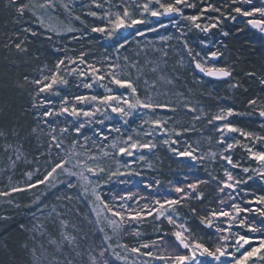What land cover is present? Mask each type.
<instances>
[{"label":"snow or ice","instance_id":"snow-or-ice-1","mask_svg":"<svg viewBox=\"0 0 264 264\" xmlns=\"http://www.w3.org/2000/svg\"><path fill=\"white\" fill-rule=\"evenodd\" d=\"M90 5L96 9L104 8V4L99 2V0H90ZM245 5L249 7H245ZM5 6L16 13L17 22H20L24 18L25 13L28 12L43 26V16L37 13V9H52L55 7V4L53 0H43V3H33L32 0H28V2H22V0H7ZM62 7L74 20L79 21L84 28H89L90 32L100 33L106 39L114 41L112 47L116 54V60L123 59L124 64L131 68H135L137 62H130L129 56L127 55L121 57V49H125L126 45L130 43L129 36H131L132 40H135L136 37L145 36L147 32L158 31V28L154 26L151 18H157V21H159L160 17L170 18V23L179 32V36L176 39L182 43L187 56L190 58L189 64L194 65L195 69L199 70L200 73L217 79L231 78L233 76V71L227 65H208V60L218 59L224 53L219 50H212L209 47L210 42L207 40L200 41L207 49L204 56H201L200 52L194 53V49L189 45L188 40L183 39L186 35L184 31L185 27L189 31L194 27L202 33L210 34L212 29L221 26L220 34L227 37L230 33L222 27L225 20L235 21L237 16H242L249 18L247 19L248 25L264 33V0H259V4L254 3V0H227L226 3L222 0L220 6L207 2V0H199V6L196 0H119L118 5H116L118 10L113 12L109 9L104 10L102 13L91 10L89 5H85V8L88 9L85 15L101 21L100 24L93 22L91 25H88L86 19L80 15H74L69 4H63ZM198 7L199 10L196 14L188 15L184 11L186 8L197 9ZM208 13H216L217 15L211 16ZM175 17H179L180 19L177 20ZM202 19H207L209 22L204 23L202 26L200 23ZM180 21H186L188 23L182 26ZM159 27L166 28L167 25L160 23ZM48 30H53L50 25L48 26ZM121 30L127 32V34H123ZM128 30H132V32H128ZM65 31L68 33L81 32V37L73 35L71 37L72 40H78L83 36V29L81 28L68 26ZM22 32L24 33L23 36L20 33H15L16 39L4 44V47L9 50L14 47L18 55L26 56L29 51L27 47V44L30 43L29 34L35 37L38 33L32 27H24ZM57 34L59 33L57 32ZM172 38L170 35L160 36V40L165 43ZM48 39L51 40V37L49 36ZM137 44H139V41H137ZM224 48L226 50L227 45H224ZM56 50L60 51V49ZM64 51L67 53L69 50L65 48ZM86 55L87 53L85 52H80L75 57L66 54L64 58L56 61L54 67L49 70V74L45 75L44 69H41L39 78L32 79L27 75L23 76V83L19 84V86L21 88L29 85L33 86L29 92L31 107L28 111L34 114L37 123L31 128V133L34 134L37 131L43 132L41 124L47 125L50 129L47 133L50 138L47 155H51L53 147L65 154L61 157L59 152L57 153V160L50 162L49 168L45 169V174L42 179H37L35 183H28L26 187H12L10 192H24L27 189L35 188L37 185L46 183L50 187H55L57 183H63L68 189L79 185L84 193H88L91 190L94 201L98 202L94 203L93 201H89V203L94 204L92 211L95 213V222L100 224L103 214V221L106 222V227L110 228L112 236H119L125 229H128L130 234L139 237L141 236V232L138 230L139 226L148 217H152L154 223L166 220L169 225L173 226L174 230L171 232V236L174 237V240L169 241L167 239L168 233L164 232L157 239L142 243L140 247L129 248L127 244L117 245L132 253L151 257L154 261L161 262V264H249V261L256 264L253 261V257H258L259 261L264 264V147L255 149L254 144L253 146H249L246 143L242 144L239 139L225 135L226 133H238L241 137L264 145V135H257L255 132L245 131L235 126L230 120V117L233 115H252L253 113H258V116L264 119V106L257 108V99L253 98L247 101V106L252 111L238 113L232 107H221L208 120V124L214 125L215 131L221 134L217 143L221 146H226L219 154L211 152L207 156L215 160L217 155H219V159L225 161L227 165H230L231 169H240L245 175L241 177L239 174H234L228 167H223V179L219 176L212 175L211 172L208 173L211 179L216 181V191L219 194L216 199L219 206L198 216L201 226L214 229L213 235L216 237L215 240L211 244H206L202 237L198 238L193 233L186 222H179L180 216L178 209L181 206L189 208L191 214L196 216V207H189L186 201L195 199L202 202L204 193L199 191V185L209 183L208 180L197 179L195 182H189L183 186L179 183L172 185L173 191L177 194L175 198L165 197L164 199H159L153 197L155 206L149 205L148 203H144L141 206L139 201H136V207H133L127 203V201L133 199L132 193H129L127 196H114L112 201H107L97 191L101 184L110 182L113 177L140 176L141 173L131 170L129 164L125 163L122 165L125 171L121 170V166H118L114 171H107V178L101 180L100 174L106 172L104 167L98 165L93 167L80 159H76L75 164L71 163L74 156H79V153L74 151L79 141L73 139L70 149L65 151L64 140L60 137L68 134L70 130L74 131L78 136L83 135L82 130L85 129L86 124L91 125L95 122L103 125L105 120H111L113 118L111 115L113 113L122 121L123 125H128L130 118L141 109H147L153 113V115L144 119L139 126L143 129L144 124H148L150 127L143 135L152 137V139L140 140L134 138L132 135H128L125 139H121L120 137L114 138L110 146L115 150L114 154L116 156L136 157L140 153L138 160L144 161L146 156L143 154V150L147 149L149 152H152L156 149L157 143L154 142L156 140L154 133H160L166 137L162 139V144L177 156L190 157L192 161H203L206 158L204 155H196L195 153H197L198 149L191 144H187L183 150L174 147L179 140L173 139V135L179 138L182 132L175 128L169 130L167 124L170 118H161L154 115L157 109L164 108H168L174 113L176 111L175 107L156 101L151 96L141 98L137 82L128 78V74H121L117 71V68L120 66L119 64L107 63L106 70L102 74L101 68L97 67L96 63H89L85 59ZM164 55L167 56V52H164ZM104 59L111 61L112 57L105 56ZM183 64L184 61L181 60V65L183 66ZM80 65H86V68H81ZM152 70L156 71L155 68ZM247 75L252 77L255 73L249 72ZM68 76H75L78 79L79 84L77 86L91 90L94 86L98 85L104 91L101 94H73L71 97L69 95L62 96L60 88L61 86L67 87L69 85ZM106 78L108 82L104 83ZM161 79L163 80L164 77L161 76ZM144 83L148 84V81L145 80ZM168 83H172V81L168 80ZM260 83L264 84V77L260 78ZM155 85L156 82L153 81V89ZM229 86L234 89L242 87L239 82L232 83ZM120 89L125 91H118ZM244 90L247 91L246 88ZM53 97L58 98V101L53 99ZM184 107L190 113L197 111L190 104H185ZM97 114L102 116L103 119L96 120ZM60 117L66 118L65 126L59 128V135H57L56 125L60 123ZM69 117L71 119H67ZM49 118H54V122H51ZM200 119L201 116L199 115L193 116L194 121ZM217 121L221 122L219 127H216L214 124ZM261 127H264V124ZM189 130L188 128L183 129L184 132ZM111 131L120 133L121 127L113 125ZM133 131L136 132L137 130L133 129ZM137 134L139 135V133ZM3 135L5 133L0 132V136ZM13 135L19 136V132L14 130ZM94 135L102 137L104 140L108 139V136L99 129L96 130ZM89 139L91 137L84 135L85 141ZM93 143L95 144L94 140ZM238 145L246 151L251 160L257 162L258 166H243L239 161H234L232 150ZM79 146L85 147L82 144ZM6 147L10 148L11 145H7ZM105 147L108 146L105 145ZM41 155H45V153H41ZM104 155L108 156L110 154L104 152ZM16 159H20L19 154H17ZM95 159V156H88V160ZM117 164L119 165V161H117ZM36 172H39L38 168ZM85 173L90 175H86ZM33 175L34 173L32 171L26 173L29 181L32 180ZM61 175L65 177L64 180H59ZM91 177H95L96 179L93 180ZM256 179L261 182V193L258 194L251 189L242 187L243 185H247L249 181ZM120 182L124 183L125 181ZM154 184L156 187H159L161 182L156 180ZM153 187L154 185L152 183L145 184L146 189H152ZM10 192L0 191V196L10 195ZM240 193H243V195H240ZM44 195L45 193H41V195L35 196L33 203H39L41 197ZM238 196L239 200H237ZM65 198L71 199L70 196ZM57 199H60V197H57ZM117 199L120 201L119 203L116 202ZM140 199L146 200L147 197H141ZM44 207L46 208L47 205H44ZM52 213H56V218L61 216L55 208L48 215L51 216ZM89 222L91 223V221ZM59 223L65 228L67 227V221L60 219ZM20 227L23 229L24 225L21 224ZM37 227L43 228V225H37ZM234 228L237 230L234 231ZM155 230L157 232H163L159 223L155 224ZM98 231L104 233L99 251L95 252L94 249L89 250L87 264H113V261L106 255L110 250H112V254L116 259H124L125 257L115 252L111 244L112 236L108 235L105 227H100ZM256 233H259L261 237L259 246L251 247L249 250L245 246L251 244L253 239L252 234ZM60 236L61 240L58 242L54 239L49 241V243L55 245L58 252L67 245L75 251L76 257L82 255L77 250L78 243L75 235L67 231H62ZM22 247L29 249V244L26 242ZM141 248L149 250L142 253ZM181 248L184 250L183 252L178 250ZM41 249H43V245H41ZM150 249H158V251L154 252ZM30 251L33 258L32 264H49L44 251H41L39 255H37V249L35 247H32ZM228 257H231V259L229 260ZM53 264H60V262L56 261L55 256H53ZM63 264H74V261L69 259L64 261ZM81 264H85V262L82 260ZM146 264H149V262H146Z\"/></svg>","mask_w":264,"mask_h":264},{"label":"trees","instance_id":"trees-1","mask_svg":"<svg viewBox=\"0 0 264 264\" xmlns=\"http://www.w3.org/2000/svg\"><path fill=\"white\" fill-rule=\"evenodd\" d=\"M28 2V0H22ZM199 6V0H196ZM207 2L221 5L222 0H207ZM226 3L227 0H224ZM7 0H0V132L5 135L0 136V151L18 144L22 150L34 156L39 153V161L45 166L42 170V176L45 174V169L49 168L50 162L57 160L56 153L52 150L51 155H47L49 140L42 136L40 131L31 133V128L36 125L37 121L34 114L30 111L29 92L32 90L31 85L21 88L19 84L23 83V76L27 75L30 78H39L41 69H44V74H49L58 59L64 58L70 50L85 51L88 55L98 57L100 52L111 49L110 45L102 41L101 35L98 33L88 34L87 36L76 40L75 43L69 45L68 52L57 51L58 41H67L68 36L64 35H49L43 27L38 23L35 17H32L28 12L24 18L17 22L16 13L7 8L5 5ZM254 3L259 4V0H254ZM245 7H249L245 5ZM197 9H185L188 15L196 14ZM215 16L216 13H208ZM235 15V14H234ZM168 19V17H165ZM246 17L237 16L235 21L225 20L222 27L229 31V36L225 37L220 34V27L211 30L208 36L200 32L198 29H193L191 32H186L185 39L193 47L194 51L202 50L205 54L207 50L201 46V38L210 37L216 41L215 47L212 50H219L224 53L218 59L211 60V63L217 66L227 65L232 71L231 78L217 79L208 77L195 69L194 65L188 63V75L185 76V81H181L185 88H190L196 91L200 98L204 99L207 105L209 114L214 110H219L221 107H232L235 110L242 112L252 111L247 106L249 99H257V108L264 106V84L260 83V78L264 77V35L250 28L247 24ZM24 27H32L37 31L38 35L33 37L29 34L30 43L27 44L28 54L26 56L18 55L14 47L11 50L6 49L4 44L15 40V33L24 35L22 29ZM170 33L174 36L173 43L176 48L181 47L182 43L176 39L177 32L174 28H169ZM51 37V40L48 37ZM224 45H227L225 50ZM61 49H65L60 47ZM255 73L249 77L247 73ZM190 73L192 75H190ZM239 82L242 87L231 88L229 85ZM247 89L245 91L244 89ZM73 89V88H72ZM235 123L239 126L257 130L264 134V119L258 116V113L252 115L234 116ZM19 132V136L13 135V131ZM40 135V136H39ZM45 138V139H44ZM10 147V148H11ZM45 153V155H41ZM28 156V155H27ZM168 163V164H167ZM165 164L159 170L148 172V176L153 178V185L156 180L161 182L160 186L172 180V182H182L188 178L189 174H196L199 179L207 180L211 178L207 173L190 171L189 166L180 158H174L171 155L165 156ZM30 165L24 159L16 161L8 174L10 179L15 182H20L26 173L30 170ZM187 176V177H186ZM167 185V184H166ZM201 191L204 193L202 202L195 199L189 200L186 203L189 207H196L197 215L193 216L189 208L179 207L180 210L187 216L190 229L198 238L202 237L204 242L211 244L215 240L213 235L214 229L201 226L198 216L205 214L207 208L218 206L217 191L211 183L201 184ZM158 188V187H156ZM73 190L66 188L65 185L58 186L51 192L42 196L39 206L47 205V207L39 211L32 207L35 199V193L31 191L15 192L14 195L18 199V204L11 207L8 214L0 217V264H32V254L30 249L35 247L37 255L44 251L45 257L49 264H53V256L56 261L63 264L64 261L72 259L74 264H81L83 260L85 264L89 259V250H99L102 235L89 221L88 204L85 203L79 196L70 217L67 216L63 220L67 221L65 230L77 237L78 249L82 255L75 256V251L67 245L61 251H57L54 244L49 243L50 240H61L59 236L60 217L56 218V213L48 214L52 211L51 205L56 201L57 197L70 195ZM87 211V214L85 215ZM35 214V215H33ZM159 223L163 232L155 230V224ZM23 224L22 229L20 225ZM37 225H43V228H38ZM46 229V231H45ZM144 239L151 241L163 235L164 232L171 236L173 227L166 220L162 222H153L152 217L147 218L143 224ZM43 233V234H41ZM125 240L129 244H136L137 236L132 234L126 235ZM167 236V237H168ZM29 244V249H24V243ZM43 245V249H41Z\"/></svg>","mask_w":264,"mask_h":264},{"label":"rangeland","instance_id":"rangeland-1","mask_svg":"<svg viewBox=\"0 0 264 264\" xmlns=\"http://www.w3.org/2000/svg\"><path fill=\"white\" fill-rule=\"evenodd\" d=\"M33 3H43V0H32ZM99 2L104 4L103 9H96L94 6L90 5V0H53V3L55 4V7L52 9H37V13L39 15L43 16L44 19V25L41 26L43 29L49 33V35H64L68 36L67 41H58V45L56 49H60L61 51H64V49H61L60 47L67 48L69 45L76 42V40H72L71 37L73 35L77 37H81V32H75V33H68L65 31V29L68 26H72L75 28H81L83 29V37L87 36L88 34H92L90 32L89 28H84L79 21H76L73 19L72 16L68 14L62 7L63 4H69V7L73 10L74 15H80L82 18L86 19V22L88 25H91L93 22L96 24H100L101 21L95 20L93 17H87L85 15L86 11L88 10L85 8V5H89L91 7V10L97 11L98 13H102L104 10H111L116 11L118 8L116 5H118L119 0H99ZM153 20L154 26L158 28V31L156 32H147L145 36L142 37H136L135 40H132L131 36H129L130 43L126 45L125 49H121V57L124 55L129 56L130 62H137L135 68H131L129 66H126L123 62V59L117 61L116 60V54L113 50V43L114 41H110L106 39L102 34L98 33L102 37V41L110 45L111 49H107L104 52H100L97 56L93 55H86L85 59L89 63H96L97 67L101 68V73L103 74L106 70L107 63H117L120 66L117 68V71L121 74H128V78H131L133 81L137 82V86L139 88L140 96L141 98H144L146 96H151L154 100L159 101L161 103H166L171 105L172 107L176 108V111L173 113L168 108L164 109H157L155 112V116H159L161 118H170L169 123L167 124V127L169 130L175 128L178 131L182 132V135L177 138L173 135V139H178L179 142L174 146L179 150H183L184 147L187 144H191L193 147L197 148L196 155H204L206 158L203 161H192L190 157H181L177 156L175 153L170 152L166 146L162 144V139L166 138L162 136L160 133H154V136L156 137V140L154 142L157 143V148L154 149L152 152H149L147 149L143 150V154L146 156V159L144 161L138 160V155L136 157H128V156H116L115 150L111 148V142L114 138L120 137L121 139H125L128 135H132L136 139L140 140H148L152 139V137H146L143 135L145 131L149 129L148 124H144L143 129H141L139 126L141 125L142 121L144 119H147L148 116L153 115L150 110L147 109H141L138 113L134 114L132 118H130V122L128 125H123L122 121L116 116V114H111L112 119L111 120H105L104 124H98L93 122L91 125L85 126V129L82 130L83 135H77L74 131L70 130L68 134H65L64 136L60 137L64 140V148L65 151L70 149L71 141L73 139H77L79 141V144L75 148V152L79 153V156H74L71 163L75 164L76 159H80L82 161L87 162L88 164L95 166L104 167L106 169L105 173L100 174V179L105 180L107 178V171L109 170H116L118 166H121V170L125 171V169L122 167L123 164L127 163L130 165V169L141 173L140 176H120V177H113L112 180L108 183H103L101 186L97 189L101 193V195L105 198L107 201H112V198L114 196L123 195L127 196L129 193L133 194V199L130 201H127V203L131 204L133 207H136V201H139L140 205L142 206L144 203H148L149 205L155 206L153 202V197L164 199L165 197H172L175 198L177 194L173 191L172 185L180 184L181 186L185 185L189 182H195L197 179H199V176L196 174H189L188 178L186 180H183L182 182H172L169 181L165 184V186H159L158 188L153 187L152 189H146L145 184L152 183L153 184V178L148 176L149 171L153 170H159L160 168L167 166L165 164V156L171 155L174 158H180L190 168V171L194 172H202V173H209L211 172L212 175L219 176L220 178L223 177V167H228L231 171H233L234 174H239L241 177H244L245 174L242 173L240 169H231L230 165H227L225 161H221L219 159V155H217L215 160H212L210 157L207 156L208 153L216 152L219 154L221 151H223V148L226 146H221L217 143V141L220 139V133L215 131L214 125L208 124V120L211 118L212 114L216 113L218 110H214L212 114H209V111L207 110V105L205 104V100L200 98L198 93L190 88H185L182 84V80L185 81V76L188 75L187 66L189 63L190 58L187 56L186 50H184L183 45L181 47L176 48L174 43L172 42L174 39V36L170 33L169 28H176L170 23V18L160 17L159 21H157V18H151ZM175 19L179 20V17H175ZM181 25H186L188 22L186 21H180ZM209 21L207 19H202L200 21L201 25L203 26L204 23H208ZM39 23V22H38ZM163 23L166 24V28L159 27V24ZM51 26V29L48 30V26ZM143 27V26H140ZM193 29L191 28L189 31L187 27L184 28L185 33L191 32ZM123 34H127V32H124V30H121ZM57 32L59 34H57ZM128 32H132V30H128ZM177 32V30H176ZM177 36H179V32H177ZM161 35H170L173 38L169 40L168 42H162L160 40ZM204 35L208 36V34ZM81 39V38H80ZM185 39V36L184 38ZM201 40H207L210 42L209 47L214 48L216 41L210 37L207 38H201ZM137 41H139V44H137ZM181 43V42H180ZM202 48L207 50L203 44H201ZM80 52L85 51H76V50H70L68 52L69 56H78ZM164 52H167V56L164 55ZM200 52L201 56H204V53L202 50L194 51ZM105 56H111V61H106L104 58ZM181 60L184 61L183 66L181 65ZM208 65H216L211 63V60H208ZM217 66V65H216ZM71 67V65H70ZM81 68H86V65H80ZM155 68L156 71H153L152 69ZM190 75H192L190 73ZM161 76L164 77V79H161ZM69 85L67 87L61 86V95H71L73 94H101L103 93V89L100 88L98 85L94 86L93 89H85L82 86H77L79 84L78 79L75 76H68ZM147 80L148 84H145L144 81ZM168 80H171L172 83H168ZM155 81L156 85L155 88H152V82ZM107 78L105 79L104 83H107ZM115 88V86H113ZM73 88V89H72ZM118 91H125L123 89H120ZM53 99H56L58 101V98L53 97ZM185 104H190L191 106L195 107L197 111L195 113H190L188 110L184 107ZM238 113H244L242 111L236 110ZM194 115L201 116V119L198 121L193 120ZM234 116H243V115H233L230 117V120L235 126H238L245 131L255 132L257 135H264L261 132L257 130H251L244 127L239 126L237 123H235ZM51 122H54V118H49ZM65 117H60L59 121L60 123L56 125L57 127V135H59V128L65 126ZM67 119H71L70 117ZM96 120L103 119L102 116L97 114ZM216 127H219L221 122H214ZM115 125L118 127H121V132L117 133L115 131H111V127ZM194 126V127H193ZM41 127L43 128L42 136L45 137L50 141L49 136L47 133L50 131V129L47 127V125L41 124ZM188 128L190 129L187 132H184L183 129ZM99 129L102 131L105 135L108 136L107 140H104L102 137L94 135L96 130ZM133 129H136L137 131L134 132ZM139 133V135L137 134ZM84 135L91 137L88 141L84 140ZM228 137H232L234 139H239L242 144H249V146L255 145V149H260L261 147H264V145H261L258 142L251 141L249 139H246L244 137H241L238 133H226ZM40 136V135H39ZM45 139V138H44ZM93 140L95 141V144L93 143ZM232 142V141H229ZM50 143V142H49ZM85 145V147H80L79 145ZM107 145L108 147H105ZM56 155L59 152V155L62 157L65 153L61 152L58 149H55L53 147L52 149ZM104 152H108L110 155L105 156ZM17 154L20 155V159H24L27 161L30 165V170L34 173L32 180L29 181L28 177L25 176L20 182H15L14 180L10 179V176L6 175L8 174L9 170L12 169L13 162L19 161L16 159ZM233 159L234 161H239L240 164L243 166H251L256 167L257 162L251 160L246 151L240 147L239 145L236 146L232 150ZM28 155V156H27ZM88 156H95V160H88ZM39 153L38 156L35 158L33 155L30 156L29 154L25 153L20 145L13 144V146L9 149L5 148L0 151V191L3 192H10V189L12 187H26L28 183H35L37 179H42V170L44 168V164L39 161ZM117 161H119V165L117 164ZM135 161V162H134ZM151 165V167H149ZM71 166V165H69ZM39 169V172H36V169ZM78 170V169H77ZM28 171V172H29ZM86 175H90L88 173H85ZM187 177V176H186ZM93 180H95V177H91ZM64 176H60L59 180H64ZM201 179V178H200ZM209 183L212 184L214 189L216 190V181L212 180L211 178L207 179ZM120 181H125L124 183H121ZM75 182V181H74ZM171 182V183H170ZM64 185L63 183H57L55 187H50L48 184L43 185H37L35 188L27 189L26 191H31V193H35V196L41 195V193H49L52 190H54L58 186ZM201 185V184H200ZM199 185V191H201V186ZM243 188L251 189L255 191L256 193H261V182L256 179L254 181H249L247 185H243ZM73 190V193L68 195L71 197V199H66L63 196L60 197V199H56L55 202L51 205V210L53 208L56 209L58 213L61 214L60 219H63L67 216L70 217V214L73 212L74 208L77 206L76 200L79 196L82 200L85 201V203L88 204V214L87 211L85 215L90 218L91 224L96 228L99 229L100 227H105V231L108 233V235L112 236L110 228L106 227V222L103 221V214L101 217V223L97 224L95 222L96 217L95 213L92 211V208L94 206L93 203H89V201H93L94 203H98L94 201V197L91 194V190H89L88 193H84L83 190L77 185V187L71 188ZM230 191V190H228ZM202 192V191H201ZM217 195H219L217 193ZM240 195H243V193H240ZM78 197V198H79ZM141 197H147L146 200L140 199ZM42 198V197H41ZM237 200H239V196L237 197ZM11 201V202H9ZM189 201V200H188ZM17 197L14 195V193L10 192V195L7 196H0V217L3 215L8 214L9 211H11V207H14V205H17L18 203ZM119 203L120 201L117 199L116 201ZM187 202V201H186ZM40 203V202H39ZM39 203H33L32 207L36 208L37 210L41 211L44 210L45 207L39 206ZM219 206V205H218ZM218 206H212L211 208H207L205 213L212 209L216 208ZM178 213L180 216L179 222L181 223H187L188 225V218L187 216L178 209ZM110 215V214H109ZM149 218V217H148ZM147 221V220H146ZM144 221L139 226V231L141 232V236L137 237L136 244H129L124 237H128L126 235L130 234V231L128 229H125L124 232H122L119 236H112L111 244L113 248L115 249V252L119 253L122 257H125L124 259H116L115 256L112 254V250L109 251L106 255L109 256V258L113 261V264H146V262H149V264H161L159 261H154L151 257L140 255L137 253H132L130 251H127L126 249L122 247H118L117 245H123L127 244L129 248L131 247H140V245L146 241L144 237V230H142V226ZM173 227V226H172ZM190 228V227H189ZM174 230V229H173ZM234 231L237 229H233ZM62 231H66L64 226H60L59 228V236ZM243 231V230H241ZM101 233V232H100ZM102 237L104 233H101ZM196 235V234H195ZM253 239L251 241L250 245H246L245 247L250 250L251 247L259 246L260 242V234H252ZM61 237V236H60ZM167 239L169 241L174 240V237L168 236ZM207 244V243H206ZM149 249H143L141 248V252L148 251ZM154 252L158 251V249H150ZM180 252H183L184 250L178 249ZM231 250V249H230ZM99 250L97 249L96 252ZM95 254V253H93ZM230 260L231 257H228ZM253 261L256 262V264H262L261 261H259L258 257H253ZM87 264V263H86ZM249 264H253L252 261H249Z\"/></svg>","mask_w":264,"mask_h":264},{"label":"water","instance_id":"water-1","mask_svg":"<svg viewBox=\"0 0 264 264\" xmlns=\"http://www.w3.org/2000/svg\"><path fill=\"white\" fill-rule=\"evenodd\" d=\"M250 26V28H252V29H254V30H258L259 31V29H256V28H253L251 25H249ZM263 35H264V33H262Z\"/></svg>","mask_w":264,"mask_h":264}]
</instances>
